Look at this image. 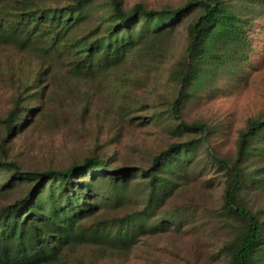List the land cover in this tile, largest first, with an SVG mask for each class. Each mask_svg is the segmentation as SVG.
I'll list each match as a JSON object with an SVG mask.
<instances>
[{"label":"trees","instance_id":"1","mask_svg":"<svg viewBox=\"0 0 264 264\" xmlns=\"http://www.w3.org/2000/svg\"><path fill=\"white\" fill-rule=\"evenodd\" d=\"M97 1L0 0V44L36 57L29 74L12 85L10 106L0 115V188L13 194L0 201V264H109L102 257L130 249L145 231L179 223L188 205L164 204L183 189L199 146L202 167L213 168L220 184L217 213L227 231L218 255L225 264H264V201L253 204L249 197L264 190V113L246 118L231 155L215 151L210 124L183 115L198 92L244 71L264 0H185L160 7L103 0L96 18L84 23ZM148 53L166 60L154 75L165 82L162 88L149 84L153 100L139 101L148 109L142 117L171 125L173 139L146 163L121 161L103 143L60 166L28 167L11 155V141L38 110L49 83L67 90L84 84L74 104L83 114L92 85ZM14 64L7 58L0 72L11 78ZM111 85L125 100L124 84ZM157 210L161 215L149 218Z\"/></svg>","mask_w":264,"mask_h":264},{"label":"rangeland","instance_id":"2","mask_svg":"<svg viewBox=\"0 0 264 264\" xmlns=\"http://www.w3.org/2000/svg\"><path fill=\"white\" fill-rule=\"evenodd\" d=\"M135 1L160 7L179 5L185 0H123V5L130 7ZM101 2L103 0H98L96 7L89 9L84 23L96 18L101 11ZM253 29V50L249 61L243 65L244 71L223 76L211 88L198 92L183 107L184 119L202 120L214 128L211 143L222 155L232 154L237 132L246 118L264 113V12L254 20ZM176 45L174 42L171 50ZM7 58L14 60L15 67L11 78L0 72V115L10 106L12 85L20 75L29 74L31 63L36 60L35 55L26 50L17 51L12 45L0 44V65ZM163 59L148 53L140 63L127 61L116 67L90 87V105L83 114L74 104L82 96L79 90L87 88L84 84L79 82V89L67 90L58 83H49L38 110L11 141V155L28 167L60 166L85 156L93 143H103L109 145L104 148L110 147L121 161L146 163L153 153L173 139L171 125L145 120L142 116L148 114V109L139 103L141 99L153 100L149 84L155 82L160 86L165 82V79L154 81L156 70L160 66L165 68L166 60ZM37 66L32 69H38ZM56 69L59 72L65 70L64 67ZM118 73L129 75L127 79L118 80ZM112 82L116 87L124 84L125 100L116 96ZM50 95L52 99L47 98ZM202 152L201 146L196 148L185 169L183 189L174 190L172 199L164 204V208L180 203L188 205L187 215L177 224L168 223L166 227L145 231L130 249L102 257L103 260L109 264H225L218 255L227 231L217 213L221 203L220 184L213 168L202 167ZM12 196L5 188H0V201ZM249 197L253 204H261L264 190L252 191ZM159 212L155 211L149 218L160 216ZM86 253L97 254L96 251Z\"/></svg>","mask_w":264,"mask_h":264}]
</instances>
